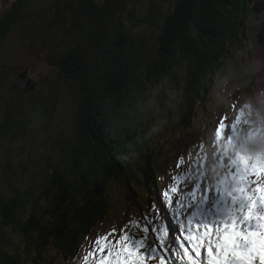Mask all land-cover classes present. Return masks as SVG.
<instances>
[{
  "label": "trees",
  "instance_id": "16d2710c",
  "mask_svg": "<svg viewBox=\"0 0 264 264\" xmlns=\"http://www.w3.org/2000/svg\"><path fill=\"white\" fill-rule=\"evenodd\" d=\"M31 1L16 0L0 18V30L21 21ZM100 1H67L72 8L63 5L64 13L58 7L51 10L53 25L71 34L72 46L65 52L70 63L62 66V81L80 89L77 94L84 98L87 90L93 91L96 99L77 112L71 142L60 148L61 160L53 168L56 180L51 176L38 196L16 185L0 193V264H40L44 253L37 250L49 241L69 255L65 262L82 255L83 238L91 237L108 216L106 186L139 183L145 164L138 161L146 162L140 148L148 143L149 119H157L151 108L156 105L162 115L169 112L164 84L181 94L175 93L174 103L190 117V107L203 101L198 95L209 91L214 75L224 70L220 56L225 42L243 40L246 12L254 9L258 15L264 8V0H177L172 9L169 0ZM53 105L39 104L30 120L37 122ZM20 129L8 123L4 130L12 134ZM145 170L143 186L152 205L148 193L154 170L147 164ZM50 195L53 207L39 219L38 202ZM17 234L27 238L20 251L12 240ZM3 244L11 245L12 253L3 252Z\"/></svg>",
  "mask_w": 264,
  "mask_h": 264
},
{
  "label": "rangeland",
  "instance_id": "374dc122",
  "mask_svg": "<svg viewBox=\"0 0 264 264\" xmlns=\"http://www.w3.org/2000/svg\"><path fill=\"white\" fill-rule=\"evenodd\" d=\"M15 1L0 0V18L9 12ZM67 1L74 4L76 0ZM67 1L32 0L24 8L25 17L21 21L9 30V27H1L0 193H7L10 185H16L22 189L31 188L38 196L51 176L56 180L53 168L61 160L60 148L68 140L71 142L77 112L81 107L90 108L96 99L93 91L88 90L87 96L82 97L77 94L80 89H70L61 78L62 66L70 63L65 52L68 46H72L67 37L71 34L53 25L51 10L58 7L64 13L63 5L68 4V9L72 8ZM169 1L172 9L177 0ZM246 14L248 30L245 38L225 42V52L220 56L224 70L214 75L209 91L198 95L203 101L200 103L197 100L190 107V117L184 115L174 103L175 93L178 96L181 94L169 90L165 84L163 98L169 112L162 115L156 105L151 108H155L157 119H149L151 133L148 143L140 148L146 162H138L150 165L154 170L153 177L156 176L163 189L169 187L168 181L176 169L177 158L183 156L187 159L188 153L205 139L212 146L205 147L203 152L209 157L208 162L212 163L215 138L212 143L210 133L225 115L230 125L240 109L243 110V122L237 134L236 147L252 157H264V134L260 133L263 128L261 123L264 125V8L258 15L254 9L248 10ZM90 77L94 79V76ZM29 81L33 83L32 90L28 87ZM94 88L93 84L91 90ZM43 102H52L54 108L47 106V113L41 115L37 122L30 120L31 110L39 108ZM8 123L19 125L21 129L17 133H7L4 129ZM141 136L139 128L137 137ZM146 155L149 157L145 158ZM145 165L140 170L139 183L136 185L131 184L129 187L120 182H110L106 186L108 216L93 229L91 237L83 238L81 250L86 248V241L94 240L98 234L106 233L114 226L118 229L129 217L139 219L148 212L151 205L147 203L143 186L147 182ZM207 179L214 181V174L209 173ZM158 193L159 198L160 190ZM208 195L211 198L214 193ZM53 203L52 195L39 200L35 210L39 219L46 215L45 212L53 207ZM12 240L19 251L27 243V238L21 234ZM6 245H2V251L12 253V246ZM57 246L56 241H49L43 248L39 246L37 252L40 255L44 253L40 264H72V260L75 264H82L77 257L65 262L70 259L67 258L69 255L59 251Z\"/></svg>",
  "mask_w": 264,
  "mask_h": 264
},
{
  "label": "snow or ice",
  "instance_id": "6c2138e0",
  "mask_svg": "<svg viewBox=\"0 0 264 264\" xmlns=\"http://www.w3.org/2000/svg\"><path fill=\"white\" fill-rule=\"evenodd\" d=\"M233 108L235 105L232 106ZM243 110L177 158L169 187L139 219L86 241L82 264H264V157L237 149ZM194 173V174H193ZM209 173L214 181L208 180ZM189 185L187 191H184ZM208 193H214L209 197Z\"/></svg>",
  "mask_w": 264,
  "mask_h": 264
},
{
  "label": "bare ground",
  "instance_id": "6f19581e",
  "mask_svg": "<svg viewBox=\"0 0 264 264\" xmlns=\"http://www.w3.org/2000/svg\"><path fill=\"white\" fill-rule=\"evenodd\" d=\"M246 116H247V114H246ZM152 181L149 184V193H148V195L151 197V200H152V203H153L154 201H158V199H159L158 196H157V188H158V185H157V178H156V176H155V178L153 177V180ZM160 193H161V190H160Z\"/></svg>",
  "mask_w": 264,
  "mask_h": 264
},
{
  "label": "water",
  "instance_id": "95a60500",
  "mask_svg": "<svg viewBox=\"0 0 264 264\" xmlns=\"http://www.w3.org/2000/svg\"><path fill=\"white\" fill-rule=\"evenodd\" d=\"M27 84H28L29 89L32 90L33 89V83L31 81H29Z\"/></svg>",
  "mask_w": 264,
  "mask_h": 264
}]
</instances>
